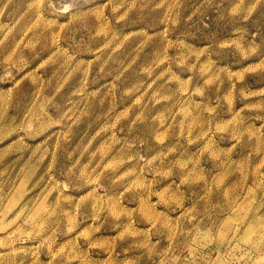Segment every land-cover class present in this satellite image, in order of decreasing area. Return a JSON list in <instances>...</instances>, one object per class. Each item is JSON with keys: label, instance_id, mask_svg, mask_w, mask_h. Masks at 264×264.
Segmentation results:
<instances>
[{"label": "rangeland", "instance_id": "1", "mask_svg": "<svg viewBox=\"0 0 264 264\" xmlns=\"http://www.w3.org/2000/svg\"><path fill=\"white\" fill-rule=\"evenodd\" d=\"M0 264H264V0H0Z\"/></svg>", "mask_w": 264, "mask_h": 264}, {"label": "bare ground", "instance_id": "2", "mask_svg": "<svg viewBox=\"0 0 264 264\" xmlns=\"http://www.w3.org/2000/svg\"><path fill=\"white\" fill-rule=\"evenodd\" d=\"M74 17V16H73ZM54 77V76H53Z\"/></svg>", "mask_w": 264, "mask_h": 264}]
</instances>
